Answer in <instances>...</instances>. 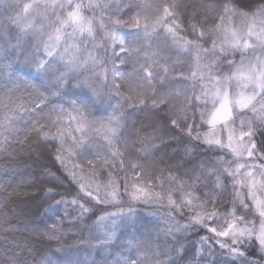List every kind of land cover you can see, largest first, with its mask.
I'll return each mask as SVG.
<instances>
[{"label": "snow or ice", "instance_id": "snow-or-ice-1", "mask_svg": "<svg viewBox=\"0 0 264 264\" xmlns=\"http://www.w3.org/2000/svg\"><path fill=\"white\" fill-rule=\"evenodd\" d=\"M4 161L0 264H264V0H0Z\"/></svg>", "mask_w": 264, "mask_h": 264}, {"label": "trees", "instance_id": "trees-1", "mask_svg": "<svg viewBox=\"0 0 264 264\" xmlns=\"http://www.w3.org/2000/svg\"><path fill=\"white\" fill-rule=\"evenodd\" d=\"M25 2H28V0ZM133 119H135V117H133ZM39 163H43V162H39ZM39 163L28 160L24 164L20 165V167L17 168V171L22 172L24 175L19 177V179L31 181L33 177H38L40 171ZM12 167L13 166H10L7 161L0 163V185H3L9 179V176H11L12 174ZM21 191L36 192L37 198L27 197L30 203L22 206L25 207L30 212H32L33 215L31 218L34 220L36 224L43 227V222L45 218L40 215V213L42 212V208H41V202L38 199L39 193L36 191L35 188L31 187L30 184H25L24 186H22ZM47 222L51 223L52 221L48 220Z\"/></svg>", "mask_w": 264, "mask_h": 264}, {"label": "rangeland", "instance_id": "rangeland-1", "mask_svg": "<svg viewBox=\"0 0 264 264\" xmlns=\"http://www.w3.org/2000/svg\"><path fill=\"white\" fill-rule=\"evenodd\" d=\"M27 0H24V2ZM144 212L149 211L148 209H144ZM85 235H87V232H85ZM80 239V236L78 234H76L75 230L69 231L67 236L65 237V242L66 244H73L75 243L77 240ZM81 255H83V253H81Z\"/></svg>", "mask_w": 264, "mask_h": 264}]
</instances>
